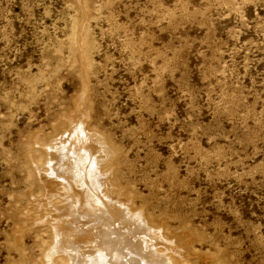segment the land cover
I'll list each match as a JSON object with an SVG mask.
<instances>
[{
	"label": "rangeland",
	"instance_id": "1",
	"mask_svg": "<svg viewBox=\"0 0 264 264\" xmlns=\"http://www.w3.org/2000/svg\"><path fill=\"white\" fill-rule=\"evenodd\" d=\"M77 126L107 144L93 166L65 155L69 188L100 199L94 221L112 209L140 218L103 224L123 264H147L136 246L264 264V0H0V264H44L45 213H62L36 167ZM85 245L94 264H115Z\"/></svg>",
	"mask_w": 264,
	"mask_h": 264
},
{
	"label": "bare ground",
	"instance_id": "2",
	"mask_svg": "<svg viewBox=\"0 0 264 264\" xmlns=\"http://www.w3.org/2000/svg\"><path fill=\"white\" fill-rule=\"evenodd\" d=\"M106 141L103 139L102 135L97 133L88 134L85 132L81 126H77L72 130V133L68 134L67 136L59 137L54 140L51 144L46 146V149L49 153V158L47 160L48 168L43 167H36V172L39 177L41 185L45 188L47 194V204H50V207L54 208L55 210L58 209L62 213V217H60L59 222L52 221L53 214L50 213V209L47 210L48 213H45L48 217V226L51 231V237L53 238L52 243L49 245L46 254L44 255V264H71V260L76 261L74 264H94L95 260H91L86 258V245L89 244L92 246L90 251L91 256H95L96 258H103L107 259L108 257H115V264H123L122 260L119 261L118 258L120 256V250L118 246L122 244L112 242L114 246L112 250H109L107 247L109 246L108 239L110 238L108 235L107 227L106 232L102 231L103 224L107 219H110L108 216H114L118 220L117 222L121 221H134L137 226L141 225L140 218L137 215L129 210L128 212L123 213H111L115 210H110V215H102L101 219L102 222L94 221V215L98 212L102 206V202L100 199L94 198L96 194H92V197L87 195L84 189L77 188H69L68 178H65V173L61 168L62 162L67 163L70 161V158L66 157L65 155L70 153L71 151H77L79 154L84 155L86 159L90 161V165L93 166L96 162L93 160V156L96 154L97 150L103 148L106 145ZM82 161V160H81ZM110 159L105 158L103 160V164H109ZM75 163V162H74ZM68 168V167H67ZM66 169V167H65ZM51 172L56 175L54 179L51 176ZM64 173V174H62ZM61 174V175H60ZM87 176V175H86ZM60 177H64L62 180H58ZM102 178V187L103 193L110 199L115 202H118L117 199L112 195L111 185L109 184V180L105 177L101 176ZM86 178V177H85ZM102 194V193H101ZM63 196L73 199L72 201L69 200V203L63 207L54 203L55 197ZM122 203V202H120ZM123 204V203H122ZM59 206V207H58ZM110 206V205H109ZM108 206V207H109ZM58 207V208H56ZM107 214V213H106ZM142 214V213H141ZM100 215V214H99ZM99 220V219H98ZM99 220V221H100ZM146 223L151 225L150 222L147 220ZM110 224V223H109ZM120 225V224H119ZM118 225V226H119ZM127 227L129 226L128 233L126 238L128 239L127 242H131V237H136L137 229L136 227L131 228L128 223H125ZM144 225V224H143ZM113 226V225H112ZM106 228V227H105ZM113 229V228H112ZM119 229V228H118ZM134 230V232H133ZM115 232V231H114ZM151 232V231H150ZM163 233V231H162ZM118 234H121L120 231ZM143 243L148 245L150 242L149 239L140 235L139 236ZM114 238V237H113ZM155 238V237H154ZM163 239H168L163 235ZM120 239V238H119ZM123 239V238H121ZM126 239V240H127ZM157 238H155L156 240ZM125 241V240H124ZM95 244V246L92 244ZM171 242V241H168ZM80 245V246H79ZM125 245L130 246L129 244L125 243ZM159 247L165 248L168 252L173 251L176 249L175 246H167V244H158ZM136 246V245H135ZM134 246V247H135ZM138 246L135 248L132 260L138 261L142 258H147V264H159L162 260L167 258L170 264H187L183 262V260H176L173 259L172 256L167 257V253L159 252L154 247H152V251L147 253L146 257H141L140 253L137 250ZM74 250V251H72ZM141 261V260H140Z\"/></svg>",
	"mask_w": 264,
	"mask_h": 264
}]
</instances>
